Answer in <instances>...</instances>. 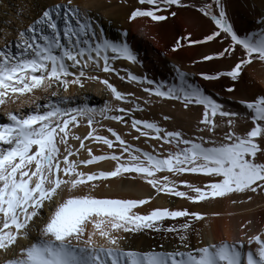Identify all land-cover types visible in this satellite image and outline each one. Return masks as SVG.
<instances>
[{
    "label": "snow or ice",
    "instance_id": "snow-or-ice-1",
    "mask_svg": "<svg viewBox=\"0 0 264 264\" xmlns=\"http://www.w3.org/2000/svg\"><path fill=\"white\" fill-rule=\"evenodd\" d=\"M138 3L149 7L135 9L130 21L143 17L166 21L176 16L175 6L195 7L214 23L213 31L203 40H192L189 34L172 49L227 41L222 50L195 63L233 56L236 62L227 71L201 72L203 81L227 77L233 84L226 91L233 92L249 65L264 62V17L257 21L260 29L240 33L228 15L226 0H205L200 6L185 0ZM118 60L141 63L127 42V33L117 41L109 39L92 14L72 0L45 7L27 28L18 31V39L0 49V106L22 99L35 102L37 91L46 93L54 86L64 92L73 85L83 88L85 79L104 84L115 101L133 105L125 108L106 102L100 109L74 105L72 97L53 91L57 99L36 104L26 113L9 111L6 120L0 119V251L13 253L5 264H264V231L239 241L205 244L201 239V246L194 247L190 233H197L194 224L204 221L206 214L167 207L141 213L139 209L150 204L152 197L122 199L92 194L104 182L128 178L126 174H137L157 195L197 205L232 194L264 193V95L240 101L246 111L238 113L178 67L174 68V80L166 83L126 69L121 74L114 67ZM98 72L136 83L149 97L179 101L185 109L202 106L197 125L200 135L191 138L182 131L167 130L157 121L136 118L133 113L145 108L132 98L134 94L119 91L109 79L90 75ZM149 103L151 100H145ZM98 116L130 125L138 133L134 139L157 141L160 150L135 147L111 127L106 130L112 138L99 134ZM240 119L253 125L245 134L236 131ZM82 122L90 129L83 137L74 131ZM71 141L79 142L78 147ZM92 143L112 151L94 154ZM81 151L87 153L86 159L79 158ZM103 161H114V169L82 170ZM185 174L202 175L209 182L197 186L179 179ZM181 185L186 190H180ZM182 218L186 219L178 226L165 223ZM142 233L170 234L167 238L176 245L171 250L161 244L143 251L122 246Z\"/></svg>",
    "mask_w": 264,
    "mask_h": 264
},
{
    "label": "bare ground",
    "instance_id": "bare-ground-1",
    "mask_svg": "<svg viewBox=\"0 0 264 264\" xmlns=\"http://www.w3.org/2000/svg\"><path fill=\"white\" fill-rule=\"evenodd\" d=\"M59 2L67 3V0H0V49L6 44L18 39V31L27 28L45 7L52 3ZM72 2L82 9L89 11L95 18L98 27L104 30V34L109 39L117 41L121 38L122 33L126 32L127 42L132 48L134 34L139 31L144 33V40H146V43L148 44L147 47L150 50L148 61L146 59L147 54H140V64L118 60L114 67L120 69L121 74H125L124 70L126 69L139 76L146 75L148 78L158 82H171L175 78L174 68L178 67L182 71L190 74V79L197 84L202 85L208 94L213 95V97L219 102L228 106L230 110L233 106L236 110L235 112L238 113H245L246 111L239 103L240 101H254L258 96L264 95V62L254 61L249 65L243 73L242 80L236 83L235 91L233 92L226 91V89L233 84V82L227 77H222L221 80L213 82L200 79L199 74L201 72L227 71L234 65L237 59L236 56L221 60L195 63L200 61L205 55L214 54L222 50L223 47L227 46V41H224L223 43L212 41L206 44H185L177 51L172 50L177 41L182 37L191 34L192 40H203L213 31L215 27L214 23L197 11L195 7L176 8L174 6L173 10L177 13L175 17L170 16L166 21L154 22L147 17L137 18L135 21H130V14L135 9L149 7L146 5H140L138 0H72ZM185 2L200 6L205 0H185ZM226 7L231 22L240 33L258 30L262 27L257 21L264 17V0H226ZM165 14L167 15V13ZM181 42L183 43L182 40ZM151 46L154 49H152ZM152 50H154V52H152ZM90 75H101L104 78H110V83H115V86L118 85L117 89L119 91L125 89L130 91V93L133 92L136 94V92L139 93V90L143 89L136 83H129L126 81L125 86L121 87L123 83H118L117 81L119 78L115 75L103 72L90 73ZM84 85L83 88L73 85L67 92H64L62 88L56 89L55 86L52 89H49L46 93L37 91L35 96L38 97V99H36L35 102L22 99L16 103H9L5 106H0V112L4 114L1 118L6 120V113L9 111H22L26 113L35 108L36 104H44L48 99H57L52 96L53 91H58L60 96L72 97V104L74 105L87 104L90 107L100 109L104 107L106 102H110L113 106L117 104H120V106L125 108H130L129 106H131L129 104L115 101L107 87L99 81L85 79ZM137 96H140V94ZM229 97H231L233 101H229L231 100ZM164 102H166V100H164ZM176 106H178V104ZM152 107H154V105ZM197 115L199 116V113ZM97 119L100 121V124H102L101 127L110 121L99 116ZM242 122H240L241 124L238 125L236 130L243 129L242 127L246 126L245 123ZM89 130L90 129L86 126V123L82 122L81 126L74 131L83 137ZM223 131H227V128ZM71 143L76 145L75 141H71ZM76 146L78 147V145ZM90 146L92 147L93 152L96 151L99 154L102 151H97L99 150V145L97 144L92 143ZM84 153L86 152L82 151L83 157L80 159L87 158V153L86 155H84ZM109 167L111 166H108V168ZM108 168L106 169L102 166L92 168L89 166L82 170L85 172H92L101 170L110 171L114 169ZM126 176L128 178H113L110 181L102 183L92 194L97 197L122 199H143L152 197L153 199L150 204L139 209L141 213H147L154 208L167 207L174 210L188 209L190 212L195 211L206 214V219L204 221L196 222L194 224L197 233H190V240L194 247L201 246V239L205 244L225 239L228 241H239L241 239L246 240L247 236L255 235L264 231V200L255 202L246 208H236L232 211L230 207L226 212L222 206L218 204V202H221L226 198H217L215 200L216 202L213 201L215 203L203 202L197 205L185 199L171 197L165 194L157 195L155 190L145 181L140 179L137 174H126ZM133 176L135 179L130 178ZM179 179L188 181L197 186L199 183L204 185L206 182H209V178L195 174H187ZM202 181L206 182L202 183ZM180 190L186 189L181 185ZM76 194H83V192H78ZM67 195L68 194L65 193V196ZM228 198H231V196ZM216 213H219L220 215H214ZM183 219L186 218H182L181 221H175L174 223L178 226L179 222H182ZM249 221L251 223H249ZM245 225H247V227H245ZM168 236H170V234H164V236H161L157 233H148L143 237V244L141 247L135 248V243H133V241L140 239L137 234L130 237V241H125L122 246L143 251L156 248L158 245L163 244L165 249L171 250L176 245V241L168 239ZM12 255L13 253L11 252L4 253L0 251V264H5V261L11 258Z\"/></svg>",
    "mask_w": 264,
    "mask_h": 264
},
{
    "label": "rangeland",
    "instance_id": "rangeland-1",
    "mask_svg": "<svg viewBox=\"0 0 264 264\" xmlns=\"http://www.w3.org/2000/svg\"><path fill=\"white\" fill-rule=\"evenodd\" d=\"M145 43H146V40H144V33L142 31H139V32L134 34L133 39H132V49L138 54V59L139 60L141 59L140 58V54L141 55H144V54L146 55L147 54V58H146V56H145V58L148 61V57L150 56V52H149L150 50L147 47L148 46L147 43L144 46ZM152 49H154V48L152 47ZM152 52H154V50H152ZM98 76L100 78L102 77L101 79H108V78H104L101 75H98ZM110 80L111 79L109 78V82H110ZM125 81L127 82V80H125ZM125 81H121L120 79H118L117 82L118 83L122 82L123 84L121 83L122 84L121 87H124L125 84H126ZM113 85L115 86V83ZM116 87H118V85H116ZM142 90H139V93L136 92V94L137 95L140 94V96H137L135 93L131 92V94H135V96L133 95L134 97H132V98H134V99L138 98L136 100V102L140 103L142 107L145 106L144 108H146L145 111H143V112H134L133 115L136 118L149 120V121H157L160 124L161 127H164L167 130H171V131H175V130L182 131L185 134H187L188 137H191V138H195L196 136L200 135V133L197 132V125H198V122L200 121V119L202 118V116H201L202 112H203L202 111L203 110L202 106L193 105V106H190L188 109H185L184 106L182 105V103H180L179 101L166 100V102H164L165 99H161V98H158V97H149L148 94L145 93ZM126 91L127 90L123 89V91H121V92L130 93V91H127V92ZM140 91H142L144 94L142 92H140ZM229 98L231 99V97H229ZM145 100H151V103L145 104ZM229 101H233V100L231 99ZM230 103H232V102H230ZM177 104H178V106H176ZM153 105H154V107H152ZM132 106L133 105H131L129 107H132ZM226 107L228 108V106H226ZM193 111H194V113H193ZM231 111H234V112L236 111L233 106L231 107ZM191 113H193V114H191ZM198 113H199V116L197 115ZM3 115L4 114H2L0 112V119H2L1 117ZM164 116H168V117H170V119L169 120H164L163 119ZM195 116H197V117H195ZM243 120L242 119H241V121L238 120L237 121V123H239L238 125H240L241 124L240 122H242ZM108 123L106 125L102 126L103 129L101 127L102 124L99 125V129H102V130H100L99 134L104 135V136H108L109 138H112L111 134L109 132H107V130H106L107 127H111L113 129H115L118 133H120L126 141H128L130 144H132L135 147H139V148H141V149H143L145 151H152L154 147L157 148V150H160L159 149V143L157 141L151 140V139L146 138V137H141V139H139V140L134 139V137L136 135H138V133H136V131L134 129H131L130 125H124V124L118 123L116 121H109ZM242 123H245L246 126L242 127L243 129H239V130H236V131L238 133L240 132V134H245V132L250 130L253 125L251 124L250 121H246V120H244ZM249 127H250V129H249ZM245 129H247V130H245ZM191 130H193V131H191ZM240 130H243V131H240ZM203 135L207 136L208 133H204ZM75 143H76V145H78L79 142L75 141ZM98 147H99V150H97L98 152H100L101 150L104 151V152L101 151L99 154H105V153H109V152L112 151V150L108 149L107 146H101L103 149L100 147V145ZM168 147L169 146L165 145V148H168ZM173 150H175V149H173ZM116 151L118 152L119 150L116 149ZM161 151H163V150H161ZM93 153L99 155L96 151H94ZM164 154H166V153H164ZM84 155H86V153H84ZM81 157H83L82 151L80 153V157L79 158H81ZM107 162H109V163H107ZM100 164H97L95 166L92 165L90 167L93 168V167H96V166H102V167L107 169L108 166L112 167L113 164L115 165V162L111 161V163H110V161H103V162H100ZM114 165H113L112 168L115 167ZM111 167H109V168H111ZM130 175H132V174H130ZM160 175H163V174H160ZM185 175H187V174H185ZM203 182L204 181H202V183ZM199 184H198V186H204L205 185V184L203 185L201 183H199ZM206 184H207V182H206ZM249 195L252 197L251 201H248V199H247V197ZM233 200H236L238 202L237 203H233ZM262 200H264V193H259L258 192V193H255V194H253V193L232 194L231 198L226 197V199L222 200L221 202H218V204L221 205L222 208L227 212L230 209V207H231V211L233 209H236V208H246L247 206H250L253 203L258 202V201H262ZM239 201H244V202L240 203ZM215 202H213V203H215ZM174 222L175 221H166L165 223L167 225V224H172ZM146 234H148V233H146ZM146 234L145 233L138 234L140 239L133 241V243H135L134 244L135 248L136 247H139V248L141 247V245L143 244V237L146 236ZM130 239L131 238H129L128 241H130Z\"/></svg>",
    "mask_w": 264,
    "mask_h": 264
}]
</instances>
